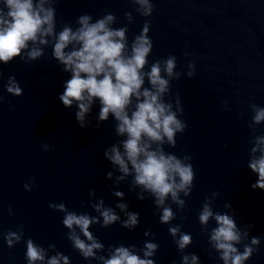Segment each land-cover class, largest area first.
I'll list each match as a JSON object with an SVG mask.
<instances>
[{"label": "water", "instance_id": "obj_1", "mask_svg": "<svg viewBox=\"0 0 264 264\" xmlns=\"http://www.w3.org/2000/svg\"><path fill=\"white\" fill-rule=\"evenodd\" d=\"M152 2L155 10L149 18V35L154 46L149 62L175 55L177 70L185 73L178 81H172L171 95L180 97V118L187 128L177 134L176 146L165 145V150L178 156L190 155L195 170L192 192L182 197L186 200L185 209L180 211L172 205L177 213L172 225L181 224L182 231L192 235L193 242L185 253L197 254L200 264H222L218 254L210 249L208 235L201 232L198 221L205 198L219 193L212 204L214 211L230 212L224 205L231 204L238 227L251 223L254 227L250 237L261 238L258 251L245 264H264V190L251 188L257 176L247 167L251 147L248 104L264 107V0ZM54 6L57 32L65 23L75 28L76 19L84 13L96 19L111 12L118 21L113 27H122L127 24L124 12L131 11L134 20L128 25L127 34L131 43L145 20L129 0H57ZM41 47L45 54L34 62L24 63L19 57L8 64L0 61V71L4 73L0 79V264H27L24 242L9 249L2 235L19 225H23L25 238L45 247L49 256L60 251L70 257L71 264H101L98 260H85L73 249L66 238L68 229L62 224L63 213L48 206L63 202L77 213L95 216L97 213L89 206L92 189L96 190V200L103 198L105 206L115 208L124 202L128 211L140 214L138 226L131 231L119 222L108 228L90 226V231L105 245V252L98 255L107 256L110 245L135 244L138 250L144 241L151 240L144 235L150 229L159 248L149 259H154L155 264H181L169 225L159 223V210L153 199L147 194L143 201L137 199L140 190H129L131 177L118 186L106 179V173L114 170L105 159L104 150L121 139L115 134V121L110 115L108 121L96 127L97 101L86 116L91 124L81 128L75 118V103L72 108H65L59 100L70 75L61 71L52 57L51 46ZM191 61H195V75L189 78L186 72ZM9 76L19 82L21 96L7 93L4 84ZM224 101L228 103L227 111ZM258 134H264V124L258 126ZM45 143L55 150L45 152L41 148ZM30 177L35 178V185L26 191L24 184L30 182ZM114 191L125 195L117 197ZM116 211L119 213V209ZM210 223L216 226L214 221ZM49 244H55L56 249H48ZM138 254L142 256V252Z\"/></svg>", "mask_w": 264, "mask_h": 264}, {"label": "clouds", "instance_id": "obj_2", "mask_svg": "<svg viewBox=\"0 0 264 264\" xmlns=\"http://www.w3.org/2000/svg\"><path fill=\"white\" fill-rule=\"evenodd\" d=\"M56 3L57 0H0V61L8 64L19 57L24 63L34 62L45 54L41 45L52 47V57L61 71L70 75L64 81L59 100L65 108H72L75 103L78 109L75 118L80 127L91 124L86 116L97 101L96 127L108 121L110 115L115 121V134L121 139L104 150L103 155L114 170L106 173V179L113 180L114 186H118L131 177L129 190L139 189L137 199L141 201L146 198L145 194L150 196L159 210V223L169 225V234L181 254V264H200L197 254L185 253L193 242L191 233L182 231L181 224L172 225L177 219L172 205L180 211L185 209L184 198L192 192L195 170L190 155L178 156L165 150V145L174 148L177 134H183L187 128L186 122L180 118L183 115L180 97L171 95L172 81H178L185 73L177 70L175 55L149 62L154 46L149 35V18L155 10L154 3L152 0H129L135 12L145 18L142 30L131 43L127 35L128 25L134 20L131 11L124 12L127 24L122 27H113L118 21L111 12L96 19L84 13L76 19L75 28L65 23L57 32ZM146 67L149 70H145ZM187 69L186 75L193 77L195 61H191ZM3 75L0 71V79ZM4 88L13 96L23 94L14 76L8 77ZM224 107L229 110L227 101H224ZM248 109L251 112L248 122L251 147L247 167L257 176L251 188L264 190V134H258V126L264 124V107L250 103ZM41 148L45 152L55 150L47 143ZM114 172L119 175H114ZM29 180L24 184L26 191H31L35 185V178L30 177ZM113 195L123 198L125 194L114 191ZM218 195L213 192L206 197L198 212L201 232L208 235L210 249L218 254L222 264H245L258 251L261 238L250 237L254 227L251 223L238 227L231 204L224 205L230 212L214 211L212 204ZM48 206L63 213L62 224L68 229L66 238L85 260H98L101 264H155L149 257L155 256L159 245L153 242L155 234L150 229L144 235L150 236L151 240L144 241L138 250L135 244H120L108 246L107 256L97 254L106 249L90 231V226L99 224L108 228L119 222L129 231L138 226L140 214L128 211L127 203H117L115 208L105 206L103 198L96 200V190L92 189L89 191V206L97 213L95 216L87 212L77 213L63 202ZM116 209L123 213L124 219ZM210 221H214L216 226L212 227ZM2 235L9 249L24 242L27 264H61V261L71 264L70 257L63 252L56 251L55 255L49 256L45 247L30 237L25 238L23 225ZM47 248L56 249V245L49 244ZM138 252H142V256Z\"/></svg>", "mask_w": 264, "mask_h": 264}]
</instances>
